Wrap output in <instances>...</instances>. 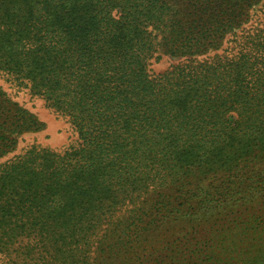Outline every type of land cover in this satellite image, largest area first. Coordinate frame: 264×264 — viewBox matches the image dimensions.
<instances>
[{
	"label": "trees",
	"instance_id": "16d2710c",
	"mask_svg": "<svg viewBox=\"0 0 264 264\" xmlns=\"http://www.w3.org/2000/svg\"><path fill=\"white\" fill-rule=\"evenodd\" d=\"M263 5L0 0V71L81 142L0 168L4 264H264ZM44 128L0 88V159Z\"/></svg>",
	"mask_w": 264,
	"mask_h": 264
},
{
	"label": "rangeland",
	"instance_id": "374dc122",
	"mask_svg": "<svg viewBox=\"0 0 264 264\" xmlns=\"http://www.w3.org/2000/svg\"><path fill=\"white\" fill-rule=\"evenodd\" d=\"M234 38H228L223 49L217 54H226V52L229 53L228 55L235 54L236 50L232 42ZM217 54L211 53L200 59H211ZM159 55L150 60L148 70L152 76H158L185 63L184 60L173 59L167 56L157 58ZM0 88L9 98L34 114L45 125L44 130L39 133L22 136L16 150L0 159V168L22 156L33 146L58 153L79 147L81 142L78 134L68 120L49 109L45 101L35 96L28 86L20 84L0 71ZM0 264H4L1 259Z\"/></svg>",
	"mask_w": 264,
	"mask_h": 264
}]
</instances>
